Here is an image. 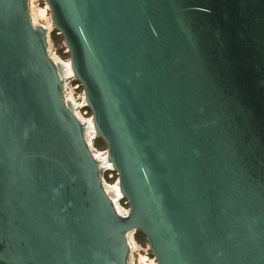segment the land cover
<instances>
[{
	"label": "water",
	"instance_id": "95a60500",
	"mask_svg": "<svg viewBox=\"0 0 264 264\" xmlns=\"http://www.w3.org/2000/svg\"><path fill=\"white\" fill-rule=\"evenodd\" d=\"M130 210L107 190L31 0H0V264H264V0H47Z\"/></svg>",
	"mask_w": 264,
	"mask_h": 264
},
{
	"label": "rangeland",
	"instance_id": "374dc122",
	"mask_svg": "<svg viewBox=\"0 0 264 264\" xmlns=\"http://www.w3.org/2000/svg\"><path fill=\"white\" fill-rule=\"evenodd\" d=\"M47 5V2L45 0H31V6L33 8H45ZM33 13V12H32ZM48 17V22L46 20H40L37 21L33 15L34 20L37 21L38 24L47 26L49 28V42L51 45L52 52L55 56L60 58L65 65L70 64V58L71 54L70 52L66 51V46H65V39L63 34L60 35L57 33L56 30H53L52 28V20H51V11L48 10L47 12ZM46 21V22H45ZM68 66V65H67ZM67 70V69H66ZM66 84H67V89H66V96L68 97H73L75 100L78 101L79 106L77 110L87 118H91L93 115L92 109L88 106V104L85 103V88L83 84L78 80L75 76H67L66 78ZM79 84V87L74 89L75 86ZM84 111H87V115L84 113ZM93 146L94 149L97 150L98 152H101V156H106V150H107V143L106 141L101 138V137H95L93 139ZM102 178L104 179L105 182L107 183H116L117 179L119 178V174L117 171H104L102 174ZM141 231H133L129 235V238L132 243V248H131V263L132 264H142L140 263V257L143 255H146L147 252H149V242L146 236H143L142 238H139Z\"/></svg>",
	"mask_w": 264,
	"mask_h": 264
},
{
	"label": "bare ground",
	"instance_id": "6f19581e",
	"mask_svg": "<svg viewBox=\"0 0 264 264\" xmlns=\"http://www.w3.org/2000/svg\"><path fill=\"white\" fill-rule=\"evenodd\" d=\"M49 8V5L47 4V6L45 8H33L32 9V6H31V18L33 20L34 23L38 24L37 21H40V20H46L48 22V19L50 17H48L47 15V12H48V9ZM33 12V13H32ZM33 15L35 17V19L37 20H34L33 18ZM45 21V22H46ZM48 29L49 31V28L47 26H44ZM50 54L52 56V58L60 65V68H61V76L62 78L64 79V82H65V92H66V89H67V84H66V78L67 76H75L74 74V70L72 68V63H71V59L69 60L70 61V64H64L61 60H59L60 58H58L57 56H55L52 52V49H51V45H50ZM68 65V66H67ZM67 69V70H66ZM75 89V87H74ZM65 97H66V100L69 104V106L74 110V112L77 114V116L82 119L85 124H87V136L89 138V140H91V144L93 146V139L97 136L96 134V130H95V125H94V119H93V115L91 116V118H87V117H84L78 110V106H79V103L77 100H75L73 97H68L66 96V93H65ZM85 103L88 104V101H87V98L85 97ZM87 115V114H86ZM94 148V146H93ZM95 150V149H94ZM95 153L97 155V157L99 158V160L101 161V164L102 166L105 167V170H115V167L113 166V163L109 161V157H108V153L106 151V156H101V152H98L97 150H95ZM106 179V178H104ZM103 179V182L107 188V190L110 192V194L112 195L113 199L115 200V203L117 205V208L119 209V211L121 212L123 210V205L121 203V198L123 197V193L121 191V187H120V184H119V181H120V178H118L116 181V183L112 184V183H107L105 182ZM131 234V233H130ZM144 257L141 256L140 257V263L143 264L142 261H144Z\"/></svg>",
	"mask_w": 264,
	"mask_h": 264
},
{
	"label": "built area",
	"instance_id": "2783aa9c",
	"mask_svg": "<svg viewBox=\"0 0 264 264\" xmlns=\"http://www.w3.org/2000/svg\"><path fill=\"white\" fill-rule=\"evenodd\" d=\"M45 1H46L47 4L49 5L48 1H47V0H45ZM46 6H47V5H46ZM48 9L50 10V6H49ZM50 11H51V10H50ZM51 20H52V18H51ZM52 28H53V30H56L58 34L62 35L61 31L58 30L57 28H55L54 25H53V23H52ZM65 46H66V51L69 52V48H68V46L66 45V43H65ZM77 87H79V84H78L77 86H75V89H76ZM86 107H88V105L85 106L84 108H86ZM84 113L87 114V111H84ZM105 171H107V170H105ZM109 171H110V170H109ZM111 171H116V170H111ZM121 203H122V205H123V210H122L121 212H122L123 214H127V213L129 212V210H130V202H129V200L123 196V197L121 198ZM143 257L145 258L144 261H142L143 264H158L157 258H156V256H155V254L152 252L150 245H149V252H147L146 255H143ZM131 264H132V263H131Z\"/></svg>",
	"mask_w": 264,
	"mask_h": 264
},
{
	"label": "trees",
	"instance_id": "16d2710c",
	"mask_svg": "<svg viewBox=\"0 0 264 264\" xmlns=\"http://www.w3.org/2000/svg\"><path fill=\"white\" fill-rule=\"evenodd\" d=\"M143 236H146L143 232H140L139 238H142Z\"/></svg>",
	"mask_w": 264,
	"mask_h": 264
}]
</instances>
